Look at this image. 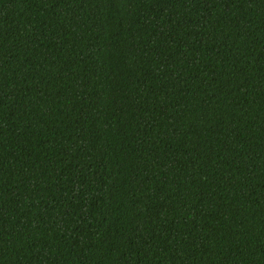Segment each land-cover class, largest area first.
I'll return each mask as SVG.
<instances>
[{
  "label": "trees",
  "instance_id": "1",
  "mask_svg": "<svg viewBox=\"0 0 264 264\" xmlns=\"http://www.w3.org/2000/svg\"><path fill=\"white\" fill-rule=\"evenodd\" d=\"M0 264H264V0H0Z\"/></svg>",
  "mask_w": 264,
  "mask_h": 264
}]
</instances>
